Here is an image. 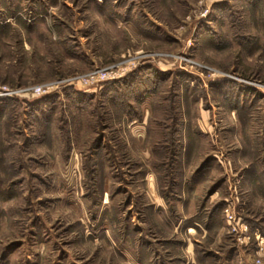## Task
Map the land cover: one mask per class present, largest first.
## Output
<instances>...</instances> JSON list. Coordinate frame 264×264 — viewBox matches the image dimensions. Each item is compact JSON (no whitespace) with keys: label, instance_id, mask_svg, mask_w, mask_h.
Instances as JSON below:
<instances>
[{"label":"rangeland","instance_id":"374dc122","mask_svg":"<svg viewBox=\"0 0 264 264\" xmlns=\"http://www.w3.org/2000/svg\"><path fill=\"white\" fill-rule=\"evenodd\" d=\"M6 89L0 264H264V0H0Z\"/></svg>","mask_w":264,"mask_h":264},{"label":"built area","instance_id":"2783aa9c","mask_svg":"<svg viewBox=\"0 0 264 264\" xmlns=\"http://www.w3.org/2000/svg\"><path fill=\"white\" fill-rule=\"evenodd\" d=\"M118 69L116 71H111V72H107V71H103V70H95L93 73H91L90 75H87L84 78H79L77 80H73L70 81V84H81V85H90L91 83H97V82H105V81H110V80H116L120 77H122L123 73L125 72V70H121ZM55 89L54 88H49V87H45V86H37V87H32L28 89V93L31 96L35 97V96H45V95H51L54 94ZM14 92L13 91H9L6 89V91H2L0 92V97H13ZM230 213V212H229ZM228 221L229 223H234L233 226V230L235 232H239V227L238 224L235 223L236 221V217L233 214H229L228 215Z\"/></svg>","mask_w":264,"mask_h":264},{"label":"crops","instance_id":"0c3cea01","mask_svg":"<svg viewBox=\"0 0 264 264\" xmlns=\"http://www.w3.org/2000/svg\"><path fill=\"white\" fill-rule=\"evenodd\" d=\"M191 229L193 230V228H191ZM215 241H216V239H214V243H215ZM197 254H198V252H196V260H195L194 262L192 261V264H197V262L200 263V260H199L200 257H199V254H198V255H197ZM206 255H207V253H206ZM201 256H202V257H201V260H202L203 257H204V255H201ZM193 260H194V259H193ZM196 261H197V262H196ZM188 264H189V261H188Z\"/></svg>","mask_w":264,"mask_h":264},{"label":"trees","instance_id":"16d2710c","mask_svg":"<svg viewBox=\"0 0 264 264\" xmlns=\"http://www.w3.org/2000/svg\"><path fill=\"white\" fill-rule=\"evenodd\" d=\"M136 116V115H135ZM136 119V118H135Z\"/></svg>","mask_w":264,"mask_h":264}]
</instances>
